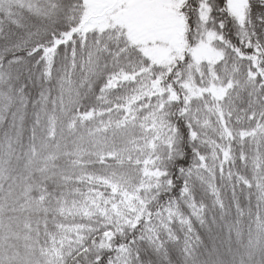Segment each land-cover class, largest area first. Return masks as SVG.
I'll return each mask as SVG.
<instances>
[{"label": "snow or ice", "instance_id": "6c2138e0", "mask_svg": "<svg viewBox=\"0 0 264 264\" xmlns=\"http://www.w3.org/2000/svg\"><path fill=\"white\" fill-rule=\"evenodd\" d=\"M0 264H264V0H0Z\"/></svg>", "mask_w": 264, "mask_h": 264}]
</instances>
